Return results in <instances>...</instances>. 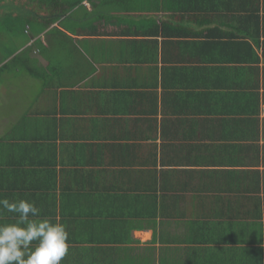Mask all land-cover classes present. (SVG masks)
Wrapping results in <instances>:
<instances>
[{"label": "crops", "instance_id": "1", "mask_svg": "<svg viewBox=\"0 0 264 264\" xmlns=\"http://www.w3.org/2000/svg\"><path fill=\"white\" fill-rule=\"evenodd\" d=\"M35 7L0 34V198L67 226L61 264H264V0Z\"/></svg>", "mask_w": 264, "mask_h": 264}, {"label": "clouds", "instance_id": "2", "mask_svg": "<svg viewBox=\"0 0 264 264\" xmlns=\"http://www.w3.org/2000/svg\"><path fill=\"white\" fill-rule=\"evenodd\" d=\"M5 211L16 214V219L0 224V264H61L70 248L65 224L32 219L40 209L26 199L0 198V213Z\"/></svg>", "mask_w": 264, "mask_h": 264}, {"label": "trees", "instance_id": "3", "mask_svg": "<svg viewBox=\"0 0 264 264\" xmlns=\"http://www.w3.org/2000/svg\"><path fill=\"white\" fill-rule=\"evenodd\" d=\"M1 1L4 0H0V2ZM27 1L28 4L24 6V9L26 8V11H28L27 10L28 5L33 2L36 6L34 10L36 11L37 9L38 11H41V13H44L42 16L40 15L41 13H38L37 19L43 25V27H47L53 24L54 22H56L59 18L64 17V12L75 6L77 3H79L80 0H75L72 2L69 1V3L64 2V0H32V1L27 0ZM36 14L37 13L32 12L31 16L34 17V15L36 16ZM25 16H29V15L26 14ZM28 20L29 19H26L25 22H27ZM8 22H10V20ZM57 32L58 34L61 33L64 37V33H62L59 29H57ZM3 56L4 55H2V57Z\"/></svg>", "mask_w": 264, "mask_h": 264}, {"label": "rangeland", "instance_id": "4", "mask_svg": "<svg viewBox=\"0 0 264 264\" xmlns=\"http://www.w3.org/2000/svg\"><path fill=\"white\" fill-rule=\"evenodd\" d=\"M19 5L18 4H13L11 2H0V11L4 12L2 15H0V34L2 33H6L7 32V25L5 24L8 23L7 21V18H9V16H6L5 17V13H10L9 12V9L11 10H15L17 12H20V19H18L19 21H21V24L16 21V23H14L11 27L12 28H15V32H12L11 34V37L13 38V42L14 43H17L18 40H19V37L21 34H24L26 35L22 30L23 29H19L21 26H25L26 25V22L25 20L26 19H30L32 16L29 15V16H25L27 13H26V9H22L23 7H18ZM37 12H39L37 9H36ZM10 18L12 19V16H10ZM12 22V20H10ZM6 42V41H5ZM7 44H10V42L8 41ZM22 43L18 44L17 46L21 45ZM6 45V44H5Z\"/></svg>", "mask_w": 264, "mask_h": 264}]
</instances>
